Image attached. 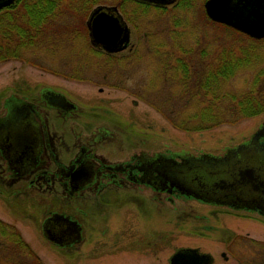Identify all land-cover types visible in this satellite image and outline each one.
Instances as JSON below:
<instances>
[{"label": "rangeland", "instance_id": "374dc122", "mask_svg": "<svg viewBox=\"0 0 264 264\" xmlns=\"http://www.w3.org/2000/svg\"><path fill=\"white\" fill-rule=\"evenodd\" d=\"M117 1L99 0L107 5H117ZM179 1V5L167 8H154V3L147 2L151 6L139 13L140 6L126 0L128 18L134 19L138 28L120 10L131 28V42L126 50L112 56L95 49L83 22L66 14L61 21H71L76 26L68 32L59 28L35 48L25 49L30 62L20 58L0 62V115L6 112L5 100L13 93L34 100L45 86L61 89L79 108L68 119L56 112L49 116L52 133L56 130L58 137H64L62 152L75 146L74 132L107 124L118 131V138L102 144L99 155L118 159L130 150L144 149L155 155L165 152L170 157L179 154L184 159H198L185 166L184 181L208 199L202 201L190 194L186 200H169L166 193L147 190L126 195L125 190L111 186L113 192L123 194H110V200L105 199L103 204L88 197L87 191L75 203L86 209L91 206L96 215L93 227L109 225L111 232L88 234L87 241L95 242L93 248L80 243L60 249L37 231L34 211L25 210L17 216L16 209L0 196V217L16 225L24 239L12 230L5 237L0 233V241H4L0 245V264H170V256L183 247L210 252L213 264H264V218L217 203L220 193L205 176L207 169L217 166L206 155L225 154L251 137L262 123L264 111L235 123L197 131L176 127L160 111L172 109L177 113L172 117L181 121L196 111L200 113L205 106L214 105L211 107L216 112V104L228 106L233 102L231 97L220 96L211 102L212 95L192 96L181 85L183 69L179 61L195 63L202 55L207 65L216 59L218 46L230 49V72L234 73L220 80L222 92H235L238 97L253 92L264 104V40L238 36L207 23L203 12L206 0ZM69 3H77L78 10L82 7L80 0H68ZM205 68L210 70L211 66ZM215 119L218 117L211 121ZM200 173L202 177L198 178ZM24 182L4 186L0 179V190L27 187L28 182L23 185ZM59 190L57 185L55 191ZM105 207L108 211H104ZM18 240L25 243V248L14 244Z\"/></svg>", "mask_w": 264, "mask_h": 264}, {"label": "flooded vegetation", "instance_id": "af4514ba", "mask_svg": "<svg viewBox=\"0 0 264 264\" xmlns=\"http://www.w3.org/2000/svg\"><path fill=\"white\" fill-rule=\"evenodd\" d=\"M261 5L264 10V1ZM29 98L13 93L5 100L6 112L0 115V179L4 186H14L24 181L28 182V185L12 191L0 190V196L16 209L17 216H21L25 210L34 211L37 231L55 247L67 249L82 243L87 246L90 244L93 248L95 242L91 244L87 241L88 234L97 232L96 234L101 235L111 232L112 227L109 225L93 227V218L96 215L92 214L94 210L91 206L86 209L75 203L76 200L83 199L87 191L90 192L88 197L93 196L95 202L100 200L103 204L105 199L110 200V194L114 196L123 194L117 190L113 192L111 186L125 190L126 195H138L139 191L147 190L166 193L169 200L176 198L186 200L188 198L186 195L190 194L199 196L202 201L208 199L201 196L197 189L193 191L186 184L175 183L167 170H156L154 165L156 152L133 149L128 151L125 157L118 159L117 156L106 159V154L103 153L104 156L99 155L98 151L102 144L116 142L118 138V131L107 124L92 126L88 131L85 127V130L74 132L75 146L62 152L61 143L64 137H58L56 130L52 133L49 116L56 112L60 117L68 119L79 110L78 104L61 89L52 86L43 87L34 100ZM91 122L92 120L88 121L90 124ZM257 131H261V136L253 140V135ZM17 135L20 137L19 145L15 141ZM251 141L258 145L259 153L264 156V119L251 137L236 146ZM26 142L28 145L25 146ZM227 153L214 155L222 159L226 158ZM157 154L160 160L169 159L175 162L176 159L177 162H182L184 159V155L179 154L174 157L165 152ZM246 156L233 154L234 162L231 166L227 164L225 168L209 169L206 174L215 189L229 190L228 192L225 190L216 198L217 203L234 210L252 211L264 218V171H255L254 178H248L247 185L234 192H230L228 186L230 176L233 178L237 174L240 180L242 171L249 168L245 159L253 157ZM238 165L245 167L238 170ZM220 175H225L226 178L219 177ZM198 176L201 178V173ZM217 176L219 178L214 182L213 179ZM57 185L59 191H55ZM104 211H108V208L105 207ZM96 212L100 213V210ZM11 230L15 235L23 237L22 231L16 225L7 223L0 217L1 235L3 234V237L5 234L11 235ZM3 242L0 241V245ZM14 244L20 249L25 248L22 241H15ZM3 258L7 260L8 255L4 254Z\"/></svg>", "mask_w": 264, "mask_h": 264}, {"label": "trees", "instance_id": "16d2710c", "mask_svg": "<svg viewBox=\"0 0 264 264\" xmlns=\"http://www.w3.org/2000/svg\"><path fill=\"white\" fill-rule=\"evenodd\" d=\"M132 1L134 4L140 6L137 8L139 10L137 12L139 13L146 7L151 6V4L138 0ZM67 2L68 0H16L10 6L3 8L0 11V62L17 58L29 61L25 55V49L35 48L41 41L48 39V36H46L47 34H56V30L59 28L63 27L68 32L71 28L76 26V24H72L71 21L70 23L61 21L66 14L70 19L74 16L79 18L87 30L85 20L91 9L101 2H99V0H80L79 6L82 4V7H79V10L76 9L78 8L77 3H75V7L70 3L67 4ZM125 3L126 0H118L116 2L120 10L127 15L129 10L126 8ZM179 4L180 1L174 6ZM152 6L154 8H167L153 4ZM203 12L208 20L207 23L215 24L229 33L232 32L238 36L249 37L230 26L210 20L204 8ZM136 16H138V14ZM128 19L138 28L134 19H130V17ZM263 40L264 39H260L257 41L262 42ZM217 49L219 52L215 53L214 57H216V59H213L211 63L208 62L207 65L203 63L204 56L202 55L195 63H187L185 60L179 61L181 69H183V77L180 79L181 85L187 87L186 89L190 91L192 96L196 95L203 97L204 95L208 97L212 95L213 100H211V102L220 96L231 97L233 102L228 106L216 104V106H219L216 112L214 108L211 107L214 105L205 106L200 113L196 111L191 115L183 117L181 121L172 117L177 115L172 109L167 111L160 110L168 117L173 125L180 129L192 131L203 130L204 128L216 126L221 123H235L242 118L250 117L264 111L262 99L253 92L243 93L239 97L235 92H222L220 80L226 77L229 78L234 73L230 72V49L219 46ZM203 66L204 68L206 66H211V68L210 70L206 68L202 69ZM222 102L223 100L220 101V104ZM214 117H218V119L211 121ZM192 119L196 120L197 123L193 124Z\"/></svg>", "mask_w": 264, "mask_h": 264}, {"label": "water", "instance_id": "95a60500", "mask_svg": "<svg viewBox=\"0 0 264 264\" xmlns=\"http://www.w3.org/2000/svg\"><path fill=\"white\" fill-rule=\"evenodd\" d=\"M14 1L15 0H0V9L11 5ZM143 1L158 5H170L177 0ZM263 1L264 0H206L204 6L207 15L214 22L230 26L249 35L250 37L262 39L264 38V10H262L261 5ZM87 26L92 45L97 48H102L108 53L122 51L130 44L131 28L126 23V20L116 5H99L95 7L89 15ZM260 132L261 131H257L253 135V140H256V138L261 136ZM19 139L20 137L17 135L15 137L17 145H19ZM26 145H28L27 142L25 143V146ZM257 146L258 145L254 143V141H251L243 143L238 147H230L229 152L226 154V158L222 159L216 157L214 154L206 155L207 158L217 164V166L212 167L211 170H216V168H225L227 164L231 166L234 162L233 154L253 157L251 159H245L246 164L248 163L246 166L249 168L245 169L246 171H242L243 173L240 180L237 174L233 178L230 176V185H228L230 186V192H234V190L236 191V189L238 190L242 188L241 186H246V180L248 178L253 179L255 171H264V156L262 153H259L260 149H258ZM158 155L159 154H157L154 158L155 169L159 171L167 170L174 182L179 185L187 184L184 181L185 166L193 165L198 159L191 157L183 159L182 162H177L176 159H174L175 162H172L169 159L160 160L158 159ZM171 159L173 160V158ZM242 162L243 160L240 161V163ZM244 167L245 165H241L238 167V170ZM206 173L207 171H205L206 178L210 180ZM219 177L226 178L225 175H220ZM219 177L217 176V178H214L213 181L215 182ZM211 184L213 185L212 181ZM223 185L225 186L227 184ZM190 189L193 191L196 190L193 188ZM224 189L226 192L229 191L226 188ZM225 190L217 191L220 194H223L222 192ZM169 262L170 264H212L213 256L209 253H201L199 249L195 247H183L177 249L170 256Z\"/></svg>", "mask_w": 264, "mask_h": 264}, {"label": "bare ground", "instance_id": "6f19581e", "mask_svg": "<svg viewBox=\"0 0 264 264\" xmlns=\"http://www.w3.org/2000/svg\"><path fill=\"white\" fill-rule=\"evenodd\" d=\"M154 5H157V6H161V5H158V4H154ZM205 12H206V10H205ZM210 19V18H209ZM211 20V19H210ZM213 21V20H212ZM95 49H97V50H100V51H103V52H105V53H108V52H106L104 49H102V48H97V47H94ZM120 52V51H119ZM119 52H114V53H108L107 55H109V54H116V53H119Z\"/></svg>", "mask_w": 264, "mask_h": 264}]
</instances>
